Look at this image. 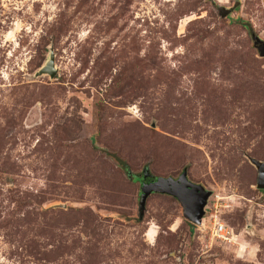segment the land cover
Listing matches in <instances>:
<instances>
[{
  "label": "rangeland",
  "instance_id": "obj_1",
  "mask_svg": "<svg viewBox=\"0 0 264 264\" xmlns=\"http://www.w3.org/2000/svg\"><path fill=\"white\" fill-rule=\"evenodd\" d=\"M254 36L264 0H0V264H264ZM50 47L57 73L34 76ZM116 158L185 169L211 191L202 223L162 192L140 216Z\"/></svg>",
  "mask_w": 264,
  "mask_h": 264
},
{
  "label": "water",
  "instance_id": "obj_2",
  "mask_svg": "<svg viewBox=\"0 0 264 264\" xmlns=\"http://www.w3.org/2000/svg\"><path fill=\"white\" fill-rule=\"evenodd\" d=\"M236 1L234 5H237ZM219 13L221 16H225L230 10V8L219 6ZM254 42L260 43L259 46L260 54L264 55V43L260 39L254 36ZM54 51L52 47L49 48L48 58L44 64L34 73V76H40L43 74L49 75L51 78L57 73V68L54 63ZM249 161L256 167L258 177H257V187L264 188V161L258 160L254 157L248 156ZM127 170V168H125ZM129 177H136L137 175L130 173L127 170ZM144 178L152 177L148 168L145 167L141 172ZM139 202L138 214L141 216L144 213L145 201L147 196L151 192H162L175 196L181 203L183 208V215L194 224H201L202 218L205 213V205L208 201V197L211 195V191L205 189L201 184L194 183L190 181L187 177V171L184 169L181 174L177 177H156L155 180L149 182H143ZM64 206V205H63ZM139 216V217H140Z\"/></svg>",
  "mask_w": 264,
  "mask_h": 264
},
{
  "label": "built area",
  "instance_id": "obj_3",
  "mask_svg": "<svg viewBox=\"0 0 264 264\" xmlns=\"http://www.w3.org/2000/svg\"><path fill=\"white\" fill-rule=\"evenodd\" d=\"M210 236L213 239H217L219 241H229L231 240V236L228 234V230L225 225L219 221H215L210 228Z\"/></svg>",
  "mask_w": 264,
  "mask_h": 264
},
{
  "label": "trees",
  "instance_id": "obj_4",
  "mask_svg": "<svg viewBox=\"0 0 264 264\" xmlns=\"http://www.w3.org/2000/svg\"><path fill=\"white\" fill-rule=\"evenodd\" d=\"M116 160H118L117 162H118V165L120 166V167H122V168H126V166H125V164H124V162L123 161H121L119 158L117 159L116 158ZM135 180H139V181H143V182H149V181H152V180H155L156 179V177H149V178H144L143 176H142V174L141 175H138V176H136V177H133Z\"/></svg>",
  "mask_w": 264,
  "mask_h": 264
}]
</instances>
